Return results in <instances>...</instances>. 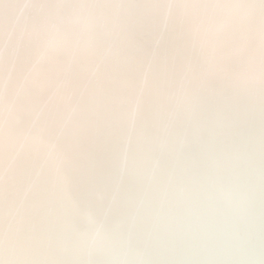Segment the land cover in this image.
<instances>
[{"label":"snow or ice","instance_id":"obj_1","mask_svg":"<svg viewBox=\"0 0 264 264\" xmlns=\"http://www.w3.org/2000/svg\"><path fill=\"white\" fill-rule=\"evenodd\" d=\"M10 7L0 0V38L6 36L5 47L0 48V100L17 72L15 55L9 54L5 63V48L13 46L19 25L9 21L5 31L3 12ZM25 7L33 8L35 14L19 28L20 37L35 39L36 62L47 58V72L62 75L47 94L44 75L31 82L23 97L9 99L7 136L20 138L25 154L19 161L10 159L7 167L0 161L4 220L0 264H88L79 259L41 258V241L27 227L29 208L51 205L56 208L62 237L73 242L74 250L103 249L124 257L111 264H150L138 258L134 225L125 212L133 193L142 191L143 155H156L159 174L170 186L182 180L188 169L181 138L198 131L209 104L239 122L255 118L256 102L220 72L218 90L204 95L193 89L186 94L185 105L177 107L168 103L161 89L146 90L142 70L146 77L147 71L157 68L166 83L170 74L182 68L195 80L198 62L243 47L250 53L249 63L258 65L264 85V0H64ZM72 17L87 30L86 52L95 66L92 78L83 75L79 63L85 54L80 40L67 35ZM101 50L103 54H97ZM120 81L123 87L118 86ZM75 96L85 109L69 131L58 113L60 104ZM130 100L135 103L131 116L124 108ZM259 120L264 203V88ZM4 135L5 121L0 118V141ZM133 135L136 155L131 154ZM48 141H54L52 148L59 145V150L41 151L40 145ZM249 152H254L251 141ZM26 179L39 185L37 204H29L28 194L22 197L18 191ZM253 200L249 185L250 205ZM87 209H94L95 215L83 222Z\"/></svg>","mask_w":264,"mask_h":264},{"label":"bare ground","instance_id":"obj_2","mask_svg":"<svg viewBox=\"0 0 264 264\" xmlns=\"http://www.w3.org/2000/svg\"><path fill=\"white\" fill-rule=\"evenodd\" d=\"M36 2L60 3L64 0H4L12 7L3 12L5 31L9 21H18V30L11 48H5V63L9 54L17 57V72L0 100V118L5 121V135L0 141V161L7 167L10 159L21 160L25 154L20 138L7 136L9 121L8 103L11 97H23L33 80L47 75L43 87L47 94L55 89L62 74L47 72V58L36 62L39 48L25 36L20 37L19 28L24 21L35 14L34 9L25 7ZM69 39H79L85 54L79 58L83 75L92 78L94 64L87 56V30L83 22L72 17L66 26ZM6 36L0 38L4 48ZM97 54H103L101 50ZM250 53L243 47L227 51L222 56L196 65V79L186 76L182 68L170 74L162 82L159 70H142L141 79L146 90L161 89L168 103L177 107L185 105L186 94L193 89L204 95L218 90L217 74L229 75L241 90L248 91L255 99L254 119L234 122L229 113L217 105L209 104L199 120L198 131L181 138V150L188 162L187 172L182 180L168 185L160 176L154 153L143 155V172L139 180L142 191L134 192L125 212L134 225L133 242L137 245L138 258L150 264H262L264 262V203L261 197L260 172V120L259 101L262 88L258 65L248 61ZM4 78L7 72L3 73ZM27 78L28 83H25ZM120 87L124 82L120 81ZM134 100L128 101L125 111L131 113ZM85 106L79 96L60 104L58 119L68 123L83 113ZM129 127L132 120L129 119ZM254 152H249V142ZM54 141L40 145L41 151L59 150L52 148ZM132 155H136L137 138L131 137ZM163 147V145H161ZM54 174V168L51 169ZM249 185L254 190L252 204L248 201ZM23 197L28 194V203L37 204L39 185L26 179L18 186ZM102 195V193L100 194ZM28 228L41 241V258L79 259L88 264H111L124 257L103 249L76 251L71 240L64 239L54 205L29 208ZM95 215L94 209L85 210L83 222ZM252 221L251 231L248 229ZM0 215V224H3Z\"/></svg>","mask_w":264,"mask_h":264}]
</instances>
